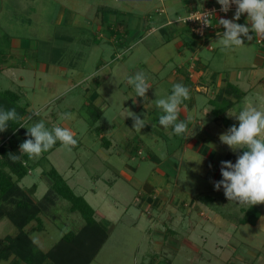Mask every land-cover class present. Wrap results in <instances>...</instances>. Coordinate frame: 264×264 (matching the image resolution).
<instances>
[{"label":"rangeland","instance_id":"rangeland-1","mask_svg":"<svg viewBox=\"0 0 264 264\" xmlns=\"http://www.w3.org/2000/svg\"><path fill=\"white\" fill-rule=\"evenodd\" d=\"M187 1L192 0H0V90L20 94L26 125L43 120L48 130L61 126L78 140L71 151L60 143L31 160L20 184L29 189L36 183L34 196L42 197L50 183L47 170L54 166L85 196L109 232L90 264H264V204L250 212L229 201L223 185L215 187L223 179L221 161L235 164L239 158V149L220 137L239 127L246 97L225 115L223 107L238 97L224 93L209 103L225 86L229 69L243 73L259 57L251 44L243 46L250 59L239 55L240 47L222 51L218 35L210 42L214 50L208 49L189 25L177 21L189 12ZM180 27L196 37L194 49L184 47ZM179 50L189 59L182 68L188 83L171 75L181 62ZM258 67L264 70V63ZM138 71L151 85L147 100L127 83ZM174 73L180 75L178 69ZM258 75L252 80L264 86ZM177 83L191 93L179 113L180 120L191 121L186 138L159 124L163 113L155 105ZM247 98L249 106L264 111L257 95ZM129 110L146 117L141 131L133 128ZM61 113L74 118L61 120ZM5 135L0 132V143ZM69 206L58 198L52 213L43 215V230H34L36 221L28 225L42 250L84 224ZM258 210L257 223L242 222ZM16 232L11 219L0 221V242ZM0 264L23 263L12 255Z\"/></svg>","mask_w":264,"mask_h":264},{"label":"clouds","instance_id":"clouds-1","mask_svg":"<svg viewBox=\"0 0 264 264\" xmlns=\"http://www.w3.org/2000/svg\"><path fill=\"white\" fill-rule=\"evenodd\" d=\"M221 5L220 11L228 13L235 5V14L232 19H219L218 24L224 29L218 33V43L221 50H231L244 46L245 39L248 41L255 38H264V0H217ZM247 15V23L241 24V16ZM212 15L204 14L203 23L211 26ZM250 25V26H249ZM127 83L130 84L136 96L147 100V92L151 87L148 77L142 71L134 76H129ZM159 96L158 92L156 93ZM191 99L189 88L177 83L172 87L170 95L158 98L155 105L162 111L159 117V124L164 129H172L173 135L186 138L189 132L190 120L179 119L180 107L184 101ZM257 100L264 103V96H257ZM128 116L134 120L133 128L141 131L146 126V117L141 119L140 115L129 110ZM71 113H61V120L73 119ZM237 119L239 127L232 126L228 134L220 137L221 141L234 151L244 149L235 164L231 161H221V174L223 179L215 184L217 190L221 185L225 195L232 202H239L241 206L253 207L264 204V111L248 105V98H245V105L238 111ZM26 127L30 139L22 142L20 153L29 159L40 158L45 152L50 151L59 141L61 146L68 151L77 146L78 140L73 133L64 127L55 126L50 130L45 127L43 120L26 125L24 118L20 116L15 108L9 110L0 109V132H6L9 122ZM14 161L20 160V156L11 154Z\"/></svg>","mask_w":264,"mask_h":264},{"label":"trees","instance_id":"trees-1","mask_svg":"<svg viewBox=\"0 0 264 264\" xmlns=\"http://www.w3.org/2000/svg\"><path fill=\"white\" fill-rule=\"evenodd\" d=\"M161 27L162 30L166 29L165 25ZM0 68L4 67L0 65ZM186 80L191 81L188 72ZM224 93L229 96L235 95L238 99L243 95V91L237 85L227 82L210 102L223 98ZM234 102L230 100L229 103H226L223 107L226 108L224 112L232 108ZM11 108H15L25 122L28 113L26 106L20 103V94L11 89L0 90V109L9 110ZM26 133L25 127H20L10 121L8 130L5 132L6 135L0 143V221L7 217L17 227V232L14 235L9 234L3 243L0 242V262L15 255L23 264H45L48 260L53 264H90L109 237L108 228L99 220L97 210L84 195H79L74 191L56 167L52 166L47 170L50 183L42 197L34 196L38 189L36 183L29 189L20 184L32 169L31 159L20 153L21 143L31 138ZM105 144H108L106 139ZM59 145L60 142L57 141L48 153ZM243 151L244 149H239L237 155H242ZM11 154L20 156V160L14 161L10 158ZM58 198L67 199L70 202L68 210L80 212L84 224L77 230L71 229L64 232L49 250L44 251L33 240L27 227L36 221L34 230H43V215L52 213V208ZM252 208H248V210L255 211ZM261 213L259 210L256 211L254 218H250L247 213L242 222L257 223Z\"/></svg>","mask_w":264,"mask_h":264},{"label":"crops","instance_id":"crops-1","mask_svg":"<svg viewBox=\"0 0 264 264\" xmlns=\"http://www.w3.org/2000/svg\"><path fill=\"white\" fill-rule=\"evenodd\" d=\"M200 1L199 0L187 1V5H185V6L187 8H189L188 10L190 11L192 9L202 8V7L206 6V5H208L212 0H203V1L200 0ZM200 3H201V5H200ZM177 12L181 13L180 11H177ZM234 14H235V12H231L230 14L226 15L224 19H232ZM238 22L241 23V24L247 23V16L246 15H242L240 21H238ZM180 28L181 29H178V30H179V32L182 30V33H181L182 36L181 37H184V41H185L184 44H183L184 47L189 46L190 49H194L195 48L194 46L197 45L196 44L197 40L195 39L196 37L193 39V38L187 36V33H185V30L182 27H180ZM186 30H188V29H186ZM173 31H174V29H173ZM223 31H224V29L222 28V29H218L217 31L210 32L209 34H207L206 39L202 40V42H204L206 47L208 46V49L214 50V48L212 47L210 42L215 38V35H217L218 33H222ZM165 32L166 31H163V34ZM190 32H192V31L190 30ZM250 34L253 35V37H254L253 40L252 41H248V40L245 39V44L244 45L246 46V45L251 44V46L255 49L256 54L259 57L256 60L257 66H251V68H250V69H252L251 71H250V69H248V70L246 69V71L245 72L243 71V73H240V70L233 71V70L229 69L227 71V73H225V75L223 76V79L226 80V83L227 82L233 83V84L237 85V87L243 91L242 97L240 99H236L235 100V102H234V104L232 106L233 108L235 107V105L237 106V103L239 101L244 100V98L247 97V95L253 94V95H257V96L258 95L259 96H264V86H263V84L262 83H258V80L256 82L252 80L253 77L259 76L258 74H260L261 77H264V70H262V68L258 67L259 65H262L264 63V46L258 43V38H255V34L254 33H250ZM178 37L179 36H177V38ZM179 43H180L179 46H181L182 45L181 41H179ZM240 48H241V50H240L239 55H241V51H242V54H244V58L250 59L251 58L250 57V53L246 52V51L243 52L244 51L243 46L240 47ZM236 49L237 48H234V49H232V51L236 50ZM183 50H185V48H183ZM178 53H179L178 57L181 59V62L179 63L178 68H177L178 71H180V75H177V74L174 73V72L177 71V69L176 70L173 69L172 72H171V75L175 76L176 78H179V80L181 79V81H183V83H184V80H185V82L188 83V81L186 80L187 71L185 69V72H184V70L182 68H183V66H184V68L188 67L187 62H188L189 59L184 61L183 57H182L184 55V52L179 50ZM192 53H193V51H192ZM190 60H191V58H190ZM156 74H158V71L156 72ZM182 77H184V79ZM215 96H212L211 99L215 98ZM230 96H232V94ZM210 100H209V103H210ZM192 104L193 105H189V107L191 109H193V107L195 105L194 102ZM248 104H249V102H248ZM183 110L186 113H188V111L185 110V108ZM223 115H225V114H223ZM219 167H220L219 172H221L222 165L219 166Z\"/></svg>","mask_w":264,"mask_h":264},{"label":"built area","instance_id":"built-area-1","mask_svg":"<svg viewBox=\"0 0 264 264\" xmlns=\"http://www.w3.org/2000/svg\"><path fill=\"white\" fill-rule=\"evenodd\" d=\"M235 5H233L232 9L228 13H224L220 11L221 5L217 3V0H212L208 5L198 8L192 9L186 14H181L178 16L177 21H181L190 26L191 31L201 39H205L208 32L217 31L218 29H222L223 27L218 24L219 19L225 18L226 15L230 14L231 12H235ZM204 14H211L212 25L206 26L203 23V15ZM246 15V14H244ZM247 16V15H246ZM168 23H170L168 21ZM258 43L264 46V38H258ZM196 60V59H195ZM194 62L192 63V67H194ZM193 73H190L192 76Z\"/></svg>","mask_w":264,"mask_h":264}]
</instances>
